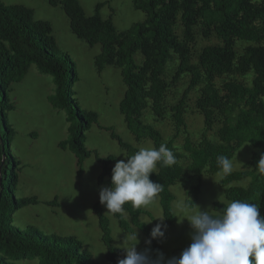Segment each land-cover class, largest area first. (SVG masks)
I'll return each mask as SVG.
<instances>
[{"label": "trees", "instance_id": "trees-1", "mask_svg": "<svg viewBox=\"0 0 264 264\" xmlns=\"http://www.w3.org/2000/svg\"><path fill=\"white\" fill-rule=\"evenodd\" d=\"M49 3L65 11L71 30L78 38L90 46H102L104 65L122 69L126 93L120 112L136 142L150 139L154 147L164 143L174 152L176 164L170 167L158 164V171L150 176L153 182L162 185L157 196L167 222L173 224L176 220L172 210L175 196L171 187L187 173L201 178L204 174L219 172L216 157L225 155L232 159L237 147L244 143H250L256 151L243 170L225 176L221 185L225 188L226 201L240 199L249 203L254 186L258 185L256 204L264 216V180L257 181L255 168L260 154L264 153V0H134L135 7L146 14V19L124 33L116 29L112 19L101 16L100 10L106 3L98 4L96 14L91 17L86 15L79 0H49ZM179 23L181 34L178 33ZM198 26L202 28L204 38L215 35L220 43L206 46L196 54L195 29ZM239 44L245 45L242 51L237 48ZM137 53L143 56L141 64L135 60ZM33 64L42 74L53 78L56 92L49 97L51 105L68 114L69 139L61 142L60 147L69 149L79 158V175L84 161L93 154L85 146L84 130L90 129L99 119L97 113L84 110L78 104L77 110L74 108L71 86L78 81L76 64L69 55L58 53L52 24L37 20L32 8L0 2V264H16L22 259H39V264H96L92 253L84 248L78 237L49 236L35 226L23 230L11 220L15 211L39 203L36 197H15L19 179L17 170L21 163L7 148L15 136L9 122V112L15 108L10 96L11 87L25 78ZM172 64L177 67L170 83L167 69L172 68ZM185 76H190V80L182 98L168 106L170 89ZM247 77H252L251 84L244 81ZM201 86L196 108L205 118L206 131L196 144L190 136L185 137L183 147L190 161L185 168L181 164L185 155L177 149L175 140L184 130L186 132L189 94ZM149 105L158 120H165L170 113L175 130L172 140L165 142L161 131L144 122V111ZM217 122L221 125L217 132L218 141H214L207 132ZM111 137L127 151L128 157L139 150L113 131ZM96 160L102 168L98 184L111 186L116 157L96 155ZM248 178H251L248 188L231 186ZM200 190V185L190 190L195 205ZM56 203L57 199L46 204ZM188 203L190 208L195 207L191 201ZM226 204L216 201L213 211L220 212ZM94 211L107 248L108 264H118L125 253L114 246L109 219L98 204ZM124 213H128L130 221L125 219ZM143 213L144 210L129 203L124 205L123 213L114 215L120 227L128 233L137 228L150 237L152 228L139 220ZM159 248V244L152 241L153 257ZM185 248L175 250L173 256L178 257Z\"/></svg>", "mask_w": 264, "mask_h": 264}, {"label": "rangeland", "instance_id": "rangeland-1", "mask_svg": "<svg viewBox=\"0 0 264 264\" xmlns=\"http://www.w3.org/2000/svg\"><path fill=\"white\" fill-rule=\"evenodd\" d=\"M79 1L89 17L96 14L98 4L106 3L100 10L101 16L104 19H112L120 33L126 32L135 23L146 19V14L135 7L134 0ZM0 2L8 6L22 5L32 8L37 20L48 21L52 24L58 44V53L63 56L69 55L76 64L75 71L78 74V81L73 82L71 86L72 98L75 99L74 108L77 110L76 104H78L84 110L95 112L99 116L98 123L84 130L85 146L93 154L84 161L82 174L79 175V158L69 149L65 150L60 147L61 142L69 139L68 114L64 110L55 109L49 102V97L56 92L53 78L42 74L33 64L25 78L12 85L10 96L15 108L9 112V122L15 130V136L11 145L7 144V148L21 163L17 170L19 179L15 197L17 199L36 197L39 200L37 204H31L12 212L11 220L14 225L23 230L28 226H35L49 236H76L82 241L84 248L92 253L96 264H108L107 248L102 240L99 219L94 211L98 204L109 219L114 246L122 249L120 245L126 234L131 235L137 232L138 251L151 248V245L146 243L151 237H147L137 228L131 233L122 229L114 213H107V208L100 203L99 198L100 189L110 187V185L98 184L102 168L96 160V155L99 157L113 155L116 160L128 157L127 151L111 137V131L124 142L138 149L145 146L154 147L150 139H145L140 143L136 142L134 135L128 129L125 117L120 112V104L126 93L122 69L102 63V46L100 44L90 46L86 41L78 38L71 30L70 19L60 6L50 5L49 0H0ZM195 31L197 33L194 46L196 54H199L206 46L220 43L215 35L208 39L204 38L200 26L196 27ZM178 33H182L180 23ZM244 47V44H239L237 48L242 51ZM135 60L141 64L143 56L137 53ZM172 65V68L167 69L169 82L177 67L176 64ZM189 80L190 76H185L170 89L167 96L168 106L179 102L189 85ZM251 80L252 77L244 79L247 84H251ZM201 88L202 86L189 94L185 114L186 132L184 130L175 140L177 149L185 155L181 160L185 168L190 164L188 154L185 153L183 147L185 137L190 136L196 144L201 141L206 131L205 118L196 108ZM143 120L161 131L165 142L173 139L175 130L171 123L170 113L167 114L165 120H158L149 105L144 111ZM220 125L217 122L213 129L207 132L211 140L218 141L217 132ZM255 151L250 143L237 147L236 154L231 159L234 163L233 172L243 170ZM10 167L13 168L14 165L11 164ZM9 172L11 173V170ZM224 177L220 171L214 174H204L201 178L187 173L180 182L171 187L175 196L172 210L176 220L171 224L164 219L163 223L167 225L165 238L153 240L160 246L157 252L163 253L166 259L171 258L175 250L185 248L192 242L193 230L187 220L183 221L185 215L177 211L174 202L180 200L189 202L188 196L192 200L193 195L190 190L196 185L201 186L196 203L201 210H207L209 207L213 209L216 201L228 202L225 197V188L221 185ZM260 180H264V176L258 174L257 181ZM250 183L251 178H248L234 182L231 186L248 188ZM257 194L258 185H255L250 203H256ZM56 199V205L46 204ZM139 208L145 211L139 217L140 222L145 224L152 222L148 224L151 228L161 223L156 219L165 218L158 196L149 204ZM124 217L130 221L128 213H124ZM16 264H39V259H22Z\"/></svg>", "mask_w": 264, "mask_h": 264}, {"label": "clouds", "instance_id": "clouds-1", "mask_svg": "<svg viewBox=\"0 0 264 264\" xmlns=\"http://www.w3.org/2000/svg\"><path fill=\"white\" fill-rule=\"evenodd\" d=\"M176 162L174 152L164 143L158 148L140 147L135 154L116 160L111 186L99 191L100 203L107 213H123L124 205L129 203L134 208L149 204L162 191V185L150 179L151 174L156 173L158 164L170 167ZM216 163L224 176L234 170L233 161L225 155H218ZM255 168L264 176V153L260 154ZM188 199L193 203L189 196ZM174 204L193 230L191 244L178 257L166 259L161 252L153 257L150 248L138 251V233L126 234L120 245L125 255L118 264H264V216L256 203L234 199L220 212L212 211L211 207L201 210L194 203L195 207L190 208L184 200ZM164 219H156L161 223L152 227L151 238L146 241L149 246L153 240L165 238Z\"/></svg>", "mask_w": 264, "mask_h": 264}]
</instances>
